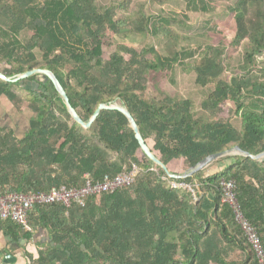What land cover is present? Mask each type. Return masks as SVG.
Here are the masks:
<instances>
[{
  "label": "trees",
  "instance_id": "1",
  "mask_svg": "<svg viewBox=\"0 0 264 264\" xmlns=\"http://www.w3.org/2000/svg\"><path fill=\"white\" fill-rule=\"evenodd\" d=\"M175 1L180 11L165 7ZM186 66L207 90L199 108L191 98L150 93ZM38 68L57 76L85 121L101 103L124 104L173 174L236 146L264 153V0H0V72ZM44 88L0 80V96L17 108L23 99L32 112L22 138L0 127V193L80 187L85 174L102 180L135 165L139 173L133 184L83 204L35 206L29 226L47 229L63 248L46 244L34 264H261L221 183L236 182L264 246V158L227 155L172 178L121 110L102 109L85 127L53 85ZM218 165L228 166L212 174ZM0 223L32 235L12 220Z\"/></svg>",
  "mask_w": 264,
  "mask_h": 264
},
{
  "label": "built area",
  "instance_id": "2",
  "mask_svg": "<svg viewBox=\"0 0 264 264\" xmlns=\"http://www.w3.org/2000/svg\"><path fill=\"white\" fill-rule=\"evenodd\" d=\"M139 173V168L135 165L131 170L120 172L115 176L105 175L102 180H92L88 174H85V182L80 187H68L62 185L60 187H52L48 192L36 193H19L5 192L0 193V219L12 220L27 231H31L28 217L29 213L37 205H45L52 203H61L69 207L72 202L83 204L85 199L93 194L100 192H113L118 188L133 184ZM174 187L178 185L172 183ZM223 188V202L229 204L235 213L236 220L243 230L248 242L252 246L256 256L261 264H264V246L261 236L249 220L245 217L242 207L237 198V185L234 180H223L221 183ZM192 192L191 186H187Z\"/></svg>",
  "mask_w": 264,
  "mask_h": 264
},
{
  "label": "water",
  "instance_id": "3",
  "mask_svg": "<svg viewBox=\"0 0 264 264\" xmlns=\"http://www.w3.org/2000/svg\"><path fill=\"white\" fill-rule=\"evenodd\" d=\"M34 75H38L36 80H29V77H32ZM0 80L3 82H19V85L27 90H34V91H44V84H48L50 83L51 85H53V87L56 89V91L59 93V95L61 96V99L63 100V102L66 104L67 108L69 109L71 115L73 116V118L78 121L79 123H81L83 126L85 127H89L91 126L92 122L95 121V119L97 118V116L100 114L102 109H119L121 110L124 114H126V116L129 118L131 126L133 127L135 133H136V137L138 138L142 148L144 149V151L147 153V155L153 160L155 161L157 164L161 165V167L163 169H165L167 171V173L170 175V177L172 178H185V177H189L192 176L194 173H196L197 171H200L206 167H208L212 162H214L215 160L227 156V155H243V156H248V157H252L256 160L259 159H263L264 158V153H261L259 155H252L244 150H242L240 147L236 146L234 148H232L229 151L223 152V153H217L214 155H211L210 157L204 159L203 161H201L197 166H195L190 172L182 174V175H178V174H173L169 171L168 167L162 162V160L154 153V151L151 149L150 145L148 144V142L146 141V139L144 138V136L142 135V132L140 130V126L137 122V120L135 119V117L133 116L132 112L124 105L118 102H111V103H101L99 105V107L95 110L94 114L92 115V117L90 118V120L85 121L80 113L78 112V110L73 106V104L70 101V97L67 93V91L65 90L63 84L61 83V81L57 78V76L50 70L47 69H34L31 71H27L21 74H18L16 76L13 77H7L6 75L4 76L1 72H0ZM228 165H223L220 166L219 169H210L211 173L214 174L216 172H220L223 171ZM50 244L52 246H56L58 248H63L62 245L60 244H56L54 241L50 240ZM83 247V246H82ZM8 259H12V256H8ZM5 264V263H3ZM6 264H9L6 261Z\"/></svg>",
  "mask_w": 264,
  "mask_h": 264
},
{
  "label": "crops",
  "instance_id": "4",
  "mask_svg": "<svg viewBox=\"0 0 264 264\" xmlns=\"http://www.w3.org/2000/svg\"><path fill=\"white\" fill-rule=\"evenodd\" d=\"M31 114L23 108H17L4 95L0 96V127L10 130L17 138H22L29 130ZM221 166V165H220ZM214 166L210 169H219ZM31 237L24 238L13 235L0 223V264L6 261L9 264H34L40 252L50 244L51 239L47 229L42 227L31 228ZM51 245V244H50ZM12 256V259H8Z\"/></svg>",
  "mask_w": 264,
  "mask_h": 264
},
{
  "label": "rangeland",
  "instance_id": "5",
  "mask_svg": "<svg viewBox=\"0 0 264 264\" xmlns=\"http://www.w3.org/2000/svg\"><path fill=\"white\" fill-rule=\"evenodd\" d=\"M168 9H174L180 11L183 8L182 3L171 2L168 5L165 6ZM194 18V16H193ZM195 19V18H194ZM220 20V26L221 28L229 27L228 19H216ZM202 23L198 25L200 26ZM150 43L157 44L160 46L162 43L159 40L152 39L149 41ZM174 82H167L163 86V91H160L159 89L151 90L150 93L155 96L158 99H163L166 95V93L171 94L176 97H182V98H191L193 99L198 108L200 107V104L202 100L205 98L207 90H203L201 88H198L195 84L196 76L194 72L192 71L190 66L186 67H178L174 76ZM19 109L23 110L26 109L30 114H32L28 102L25 100H21L18 104ZM235 123L238 124V121L235 120ZM215 169V168H214Z\"/></svg>",
  "mask_w": 264,
  "mask_h": 264
}]
</instances>
